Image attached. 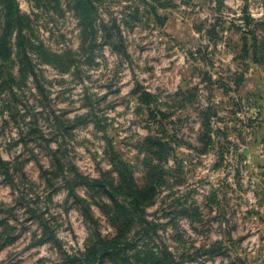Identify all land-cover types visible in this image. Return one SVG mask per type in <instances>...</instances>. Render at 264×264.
<instances>
[{
  "label": "rangeland",
  "instance_id": "rangeland-1",
  "mask_svg": "<svg viewBox=\"0 0 264 264\" xmlns=\"http://www.w3.org/2000/svg\"><path fill=\"white\" fill-rule=\"evenodd\" d=\"M0 264H264V0H0Z\"/></svg>",
  "mask_w": 264,
  "mask_h": 264
}]
</instances>
